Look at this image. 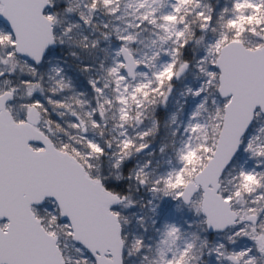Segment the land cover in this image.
Wrapping results in <instances>:
<instances>
[{
    "label": "snow or ice",
    "instance_id": "obj_1",
    "mask_svg": "<svg viewBox=\"0 0 264 264\" xmlns=\"http://www.w3.org/2000/svg\"><path fill=\"white\" fill-rule=\"evenodd\" d=\"M0 264H264V0H0Z\"/></svg>",
    "mask_w": 264,
    "mask_h": 264
}]
</instances>
